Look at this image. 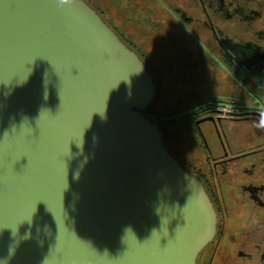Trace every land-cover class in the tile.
<instances>
[{"label":"water","instance_id":"water-1","mask_svg":"<svg viewBox=\"0 0 264 264\" xmlns=\"http://www.w3.org/2000/svg\"><path fill=\"white\" fill-rule=\"evenodd\" d=\"M154 91L85 0H0V264H197L216 213Z\"/></svg>","mask_w":264,"mask_h":264},{"label":"flooded vegetation","instance_id":"flooded-vegetation-1","mask_svg":"<svg viewBox=\"0 0 264 264\" xmlns=\"http://www.w3.org/2000/svg\"><path fill=\"white\" fill-rule=\"evenodd\" d=\"M85 1L145 64L141 112L210 197L216 233L197 264H264V0ZM125 23L160 39L141 44Z\"/></svg>","mask_w":264,"mask_h":264},{"label":"rangeland","instance_id":"rangeland-1","mask_svg":"<svg viewBox=\"0 0 264 264\" xmlns=\"http://www.w3.org/2000/svg\"><path fill=\"white\" fill-rule=\"evenodd\" d=\"M104 2L107 4V6L110 8V10H112L114 13L118 12L120 8H123L126 6V0H104ZM123 26H125L124 28L126 30H128L136 38H138L139 43L144 44L146 46H149L150 48L153 47V44H152L153 40H159L160 39V36L155 32L152 33L151 39H149L147 36L141 37L139 32L134 31L135 27L132 26L131 23H125ZM168 32L170 34H173L174 31H173V29L168 28ZM170 41L171 40L168 39V42H170ZM163 47H168V49H169V48H171V43H168V44L164 45ZM154 61L160 66H162V64L164 63V61L160 58L159 55L154 58ZM167 79H169L170 83L172 84L173 81L171 79V74H167Z\"/></svg>","mask_w":264,"mask_h":264},{"label":"clouds","instance_id":"clouds-1","mask_svg":"<svg viewBox=\"0 0 264 264\" xmlns=\"http://www.w3.org/2000/svg\"><path fill=\"white\" fill-rule=\"evenodd\" d=\"M62 2H66V0H62Z\"/></svg>","mask_w":264,"mask_h":264}]
</instances>
